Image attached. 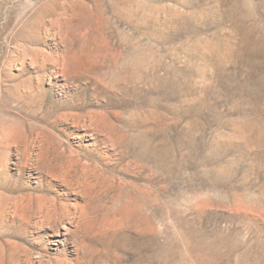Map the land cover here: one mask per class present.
<instances>
[{
	"label": "rangeland",
	"instance_id": "rangeland-1",
	"mask_svg": "<svg viewBox=\"0 0 264 264\" xmlns=\"http://www.w3.org/2000/svg\"><path fill=\"white\" fill-rule=\"evenodd\" d=\"M0 264H264V0H0Z\"/></svg>",
	"mask_w": 264,
	"mask_h": 264
},
{
	"label": "bare ground",
	"instance_id": "bare-ground-1",
	"mask_svg": "<svg viewBox=\"0 0 264 264\" xmlns=\"http://www.w3.org/2000/svg\"><path fill=\"white\" fill-rule=\"evenodd\" d=\"M55 63H56V61H55ZM19 141V140H18Z\"/></svg>",
	"mask_w": 264,
	"mask_h": 264
}]
</instances>
